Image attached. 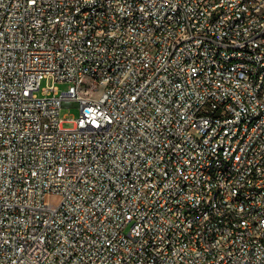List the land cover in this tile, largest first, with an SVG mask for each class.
Here are the masks:
<instances>
[{
    "label": "built area",
    "instance_id": "obj_1",
    "mask_svg": "<svg viewBox=\"0 0 264 264\" xmlns=\"http://www.w3.org/2000/svg\"><path fill=\"white\" fill-rule=\"evenodd\" d=\"M258 1L0 0V264H264L232 223L245 205L264 228ZM219 142L227 197L205 211Z\"/></svg>",
    "mask_w": 264,
    "mask_h": 264
},
{
    "label": "bare ground",
    "instance_id": "obj_2",
    "mask_svg": "<svg viewBox=\"0 0 264 264\" xmlns=\"http://www.w3.org/2000/svg\"><path fill=\"white\" fill-rule=\"evenodd\" d=\"M59 1V0H52ZM76 1V0H62ZM125 1V0H118ZM210 2V0H203ZM253 0H243L245 9H252ZM96 2H86L81 6L83 20H90V13L95 12ZM264 12V0L255 3L253 16H262ZM228 29L231 31H243V23H241V14H233L228 19ZM261 34H264V24L261 26ZM264 46V38H263ZM254 64L253 56H241L239 59H232V66H249ZM227 88H238V81H227ZM259 91H264V82H259ZM262 110H264V100H262ZM261 120V112L249 114V123H256ZM235 135H242V127H235ZM213 140H222V131H214ZM226 150V142H219L216 145L215 160L212 161V169H217L213 175V180H206V187H210V194L205 204V211H215L220 206L221 201H226L227 185L224 179L226 173L232 171V162H224V152ZM232 223L247 222L253 227V237L257 239L264 251V228H262V219L260 216H254L252 210L246 209L245 205L232 206Z\"/></svg>",
    "mask_w": 264,
    "mask_h": 264
},
{
    "label": "rangeland",
    "instance_id": "obj_3",
    "mask_svg": "<svg viewBox=\"0 0 264 264\" xmlns=\"http://www.w3.org/2000/svg\"><path fill=\"white\" fill-rule=\"evenodd\" d=\"M46 85H47V82H46V80H44V81L42 82V86H46ZM55 85L58 86V88H59L60 90L67 89L68 86H69L68 83H60V82H57ZM79 114H80V109H79L78 107H76V106H72V107L64 106V107H62L61 110H60V117H61V118H65V117H67V116L78 117ZM64 126H65V127H72V126H73V123H72V122H69V121H65ZM50 200H51L52 202H56V201L59 200V198H58L57 196H52V197L50 198Z\"/></svg>",
    "mask_w": 264,
    "mask_h": 264
}]
</instances>
